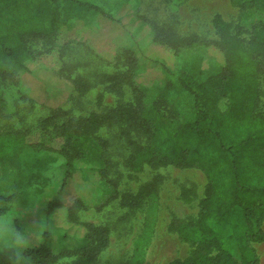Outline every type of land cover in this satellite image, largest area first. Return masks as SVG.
Returning a JSON list of instances; mask_svg holds the SVG:
<instances>
[{
    "label": "trees",
    "instance_id": "16d2710c",
    "mask_svg": "<svg viewBox=\"0 0 264 264\" xmlns=\"http://www.w3.org/2000/svg\"><path fill=\"white\" fill-rule=\"evenodd\" d=\"M235 3L242 12L250 8L264 12V0ZM99 14H105L104 9L89 0H0V82L8 80L20 86L22 75L31 73L26 63L32 54L31 40L53 37L72 19L94 20ZM145 20L154 40L175 53L194 45L218 47L224 57L221 69L204 77L185 69L169 70L168 82L148 102L146 90L134 82L138 66L135 51L126 48V69L108 78L116 89H121L124 81L132 83V100H120L105 112L87 116H72L62 105H48L50 114L33 128L0 133V163L14 165L23 178H30L62 159L51 190L59 200L53 197L48 211L63 206L68 220L77 223L86 205L79 196L64 201L69 180L74 179L77 163L98 166L102 177L111 180L109 141L98 131L104 125L118 124L132 148V169L174 166L198 169L206 177L197 219L174 217L171 221L179 237L192 246V254L168 264H260L254 244L264 242V103L260 84L264 77V21L249 28L216 15L213 26L220 40H215L198 33L181 36L173 27ZM56 75L71 84L72 92L89 89L82 77ZM176 89L193 97L191 115L182 120L171 107L175 99L171 91ZM8 116L0 93V120ZM136 135L143 136L144 142ZM155 192V185L149 183L137 192L122 194L121 202L137 208ZM15 200V193L0 194V213L8 211ZM156 213L154 201L128 264L144 263ZM82 225L85 234L73 248L56 249L51 243L36 242L18 255L3 247L0 264H54L60 257H70L71 264H95L110 245V230L93 222ZM41 236L49 239L52 232L44 231Z\"/></svg>",
    "mask_w": 264,
    "mask_h": 264
},
{
    "label": "rangeland",
    "instance_id": "374dc122",
    "mask_svg": "<svg viewBox=\"0 0 264 264\" xmlns=\"http://www.w3.org/2000/svg\"><path fill=\"white\" fill-rule=\"evenodd\" d=\"M89 1L101 6L105 14L95 16L94 20L72 19L55 36L31 40L32 54L26 61L31 73L22 75L20 86L8 80L0 82V93L9 115L0 120V133L33 128L50 114L48 105H62L72 116H87L105 112L120 100H132V83L124 81L121 89H116L108 78L126 69L123 56L126 48L135 51L138 66L134 82L146 90L148 102L168 82L169 70L185 69L204 77L221 69L224 57L218 47L194 45L175 53L154 40V32L145 19L173 27L181 36L198 33L215 40H220L213 26L216 15H221L232 25L240 21L249 28L264 21L263 11L250 8L242 12L236 0ZM56 72L71 79L82 77L89 89L72 92L71 84L58 77ZM260 84L264 103V77ZM69 94L71 98H68ZM171 95L175 96L171 107L177 111L178 118L189 117L193 97L183 89L173 90ZM98 133L109 141L111 180L102 177L98 166L90 168L85 163H77L74 179L69 180L63 197L64 201H70L79 196L84 201L86 207L80 211L77 223L68 220L63 206L48 211L51 199L58 198L51 190L62 159L30 178H23L16 166L0 163V194H16L13 203L19 215L14 217L13 224L17 231L28 232V247L44 242L51 243L56 249L73 248L85 234L82 223L93 222L107 226L111 238L109 247L95 264H128L147 210L155 201L154 232L145 248L143 264H168L174 258L191 256L192 246L179 237L171 221L174 217L197 219L204 196L205 175L198 169L174 166L153 168L144 165L134 170L129 164L132 148L122 136L120 126L115 123L104 125ZM136 137L141 142L145 140L143 136ZM149 183L155 185L153 198L145 199L137 208L121 202L122 194L137 192ZM44 231H51L52 237L43 239ZM254 245L264 247V242ZM71 261L70 257H60L54 264H71Z\"/></svg>",
    "mask_w": 264,
    "mask_h": 264
},
{
    "label": "clouds",
    "instance_id": "9594fccd",
    "mask_svg": "<svg viewBox=\"0 0 264 264\" xmlns=\"http://www.w3.org/2000/svg\"><path fill=\"white\" fill-rule=\"evenodd\" d=\"M18 215L19 213L16 211L14 203L8 211L0 213V246L22 255L23 250L28 247V232L17 231L14 227L13 219Z\"/></svg>",
    "mask_w": 264,
    "mask_h": 264
},
{
    "label": "crops",
    "instance_id": "0c3cea01",
    "mask_svg": "<svg viewBox=\"0 0 264 264\" xmlns=\"http://www.w3.org/2000/svg\"><path fill=\"white\" fill-rule=\"evenodd\" d=\"M261 243V242H260ZM258 254H259V257H260V264H264V247H255Z\"/></svg>",
    "mask_w": 264,
    "mask_h": 264
}]
</instances>
